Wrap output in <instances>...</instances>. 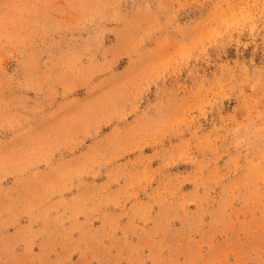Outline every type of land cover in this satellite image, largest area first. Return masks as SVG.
<instances>
[{"label":"rangeland","instance_id":"obj_1","mask_svg":"<svg viewBox=\"0 0 264 264\" xmlns=\"http://www.w3.org/2000/svg\"><path fill=\"white\" fill-rule=\"evenodd\" d=\"M0 264H264V0H0Z\"/></svg>","mask_w":264,"mask_h":264}]
</instances>
